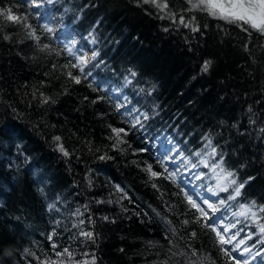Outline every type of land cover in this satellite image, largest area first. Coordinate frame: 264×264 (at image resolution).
Listing matches in <instances>:
<instances>
[{"label": "trees", "instance_id": "1", "mask_svg": "<svg viewBox=\"0 0 264 264\" xmlns=\"http://www.w3.org/2000/svg\"><path fill=\"white\" fill-rule=\"evenodd\" d=\"M46 1L98 58L80 71L34 0H0V264H240L152 140L220 163L264 218V34L199 0Z\"/></svg>", "mask_w": 264, "mask_h": 264}, {"label": "rangeland", "instance_id": "2", "mask_svg": "<svg viewBox=\"0 0 264 264\" xmlns=\"http://www.w3.org/2000/svg\"><path fill=\"white\" fill-rule=\"evenodd\" d=\"M31 7H38L39 10L46 12L50 8L48 2L41 0H34ZM49 14V13H48ZM53 20V37L57 40L61 39L59 35H64L61 43L67 47V50L71 53L74 58H86L87 63L91 62L96 56V51L92 44V40H86L82 36L77 35L69 26L63 21H58L57 17L51 16ZM62 33V34H60ZM31 37V35H29ZM78 66L80 65L78 59ZM127 114V121L131 123L132 127L140 128L142 123L141 120L145 116L140 110L134 111L131 114L130 110H122ZM137 112V113H136ZM140 113V114H138ZM138 114V115H136ZM145 119V118H144ZM137 120L139 122H137ZM135 125V126H133ZM152 141V145L161 149L159 142ZM166 146L163 150H158V154L164 159L165 164L171 167V170L177 169L178 174L182 173L184 167L186 174L184 177L177 176L178 181L181 183L182 188L188 191V195L195 202L194 204L199 207L204 214V218L209 224H213L216 231L220 235V239L226 241V245L229 252L235 253L236 259L240 261V264H264V245L261 244L260 236L264 234L261 228L264 227V218L259 217L260 209H250L243 207V211L236 212L232 206V203L226 201L225 197H218L217 194H213L212 189L207 187L206 182L208 178L210 181H216L218 189L228 190V175L224 174L221 170V164L215 162L217 166H212L208 163L209 160L206 158H200L196 166H190V159L187 156L182 155L180 150L170 139L162 141ZM162 145V144H161ZM202 167V168H201ZM207 167L205 175L203 168ZM184 169V170H185ZM193 170V177L192 174ZM208 174V175H207ZM189 175V177L187 176ZM203 175L205 176L204 178ZM201 178V179H200ZM203 179L202 185L199 182ZM211 196L214 198L210 199ZM220 199V200H219ZM211 205V207H209ZM233 207V208H232ZM243 213V214H242Z\"/></svg>", "mask_w": 264, "mask_h": 264}, {"label": "snow or ice", "instance_id": "3", "mask_svg": "<svg viewBox=\"0 0 264 264\" xmlns=\"http://www.w3.org/2000/svg\"><path fill=\"white\" fill-rule=\"evenodd\" d=\"M144 3H152L156 7L161 8V10L167 7L166 3L160 4L157 2V0H144ZM194 7H199L202 11H206L209 15L215 18L223 19L229 23H242L243 25H247L251 29L259 31L261 34H264V0H199V3L197 5H194ZM0 15H5V18L8 20L19 22V18L12 15L11 9H7V10L0 9ZM181 23H183V20H181ZM49 31H51V29H49ZM47 47H48L47 45H44V48ZM78 59L80 65H85L87 63L86 58H78ZM207 68H208V63L206 62V64L204 65V70L206 71ZM80 71H83V68H81ZM132 75H135V73H132ZM69 76L76 83L80 82L79 78L72 77L71 73H69ZM144 118L147 119V116H145ZM137 122L139 121L137 120ZM112 131L116 134L117 138L120 137V133L122 132L124 133V135H127L124 129L113 128ZM55 139L58 141L60 138L55 137ZM119 142L122 141L118 139V143ZM60 150L63 151V148L61 147ZM65 155H67V153H65ZM148 171L151 172V169L149 168ZM151 174L153 176L157 175L154 172ZM228 175L231 176L232 173H228ZM232 183H235V181L233 180ZM242 186L243 185H240L239 187ZM117 190L122 191V189L119 188ZM236 192L238 195L239 194L238 188L236 189ZM193 206L195 207V205ZM209 207H211V205H209ZM261 211H264V209H261ZM261 231L264 232V227L261 228ZM84 235L90 238L92 234L84 233ZM225 242L226 241L221 239V243H225ZM53 247L55 248V244H53ZM67 252L68 250L64 249L62 253H57V255H63L64 253ZM45 264H47V262H45ZM53 264H55V262H53Z\"/></svg>", "mask_w": 264, "mask_h": 264}, {"label": "bare ground", "instance_id": "4", "mask_svg": "<svg viewBox=\"0 0 264 264\" xmlns=\"http://www.w3.org/2000/svg\"><path fill=\"white\" fill-rule=\"evenodd\" d=\"M46 1V0H45ZM46 2H48V1H46ZM49 4H50V8L49 9H47V11L46 12H43V11H41V10H38V7H29L31 10H33V9H37V12H36V18H37V20H39L40 22H42V23H44V24H46V26H48V27H50L51 26V28H53L52 30H54L55 28H54V26H53V20L50 18V16H49V14L51 15V16H55V17H57V19H58V21L60 20V21H63L62 19H61V16L59 15V14H57L56 12H54L52 9H51V6H52V3H50V2H48ZM49 13V14H48ZM60 34H62V33H60ZM54 34H52V36H53ZM58 36H60L59 34H58ZM60 38H61V36H60ZM59 40H63L62 38L61 39H59ZM61 42V41H60ZM71 58H73V59H75V66L76 67H78L79 69H81V68H83V70H84V68H86L88 65H90L94 60H96L98 57H96L95 56V58L94 59H92L91 60V62H89L88 64H85V66H83V67H81V66H78V59L77 58H74V57H71ZM104 86V88L103 89H101V90H103V91H106V92H110L111 93V95H119L120 94V92H121V90L119 89L120 88V86L119 85H117L116 83H114V84H111V83H109V84H106V85H103ZM157 140V139H156ZM155 140V141H156ZM152 141H154V139L152 140ZM158 141V140H157ZM159 144L161 145V142H159ZM176 146V145H175ZM158 150H161V149H159V148H157ZM179 149V148H178ZM163 150V149H162ZM180 150V149H179ZM181 152V151H180ZM181 154L182 155H186L187 156V158L188 159H190V166H196L197 165V163L199 162V160H200V158L202 157V156H196V155H188V154H184L183 152H181ZM158 156L159 157H161L159 154H158ZM190 156V157H189ZM196 156V158H194ZM161 159L163 160V162L165 163V161H164V159L161 157ZM208 159H210V158H208ZM208 163H209V161H208ZM218 163V162H217ZM219 164V163H218ZM166 165V164H165ZM215 166H217V165H215ZM202 168V167H201ZM184 169H185V167H184ZM183 169V171H182V173H180V175H181V177H184L185 176V174H186V169L184 170ZM204 170H203V173L202 174H204L205 175V171L207 170V167H204L203 168ZM166 172H170L171 174H172V178H174L175 180L177 179V181H178V177L177 176H180L179 174H178V170L177 169H174V170H171V167L170 166H167L166 165V170H165ZM189 173V175L191 176L192 175V180L195 178V177H193V170H192V174H190V172H188ZM189 175H187L188 177H189ZM203 175V177L202 178H204L205 176ZM208 175V174H207ZM201 179V178H200ZM218 180V179H217ZM217 180L216 181H213V179L210 181V178H208V180L206 181V182H208L206 185H207V187H208V190H209V188L210 189H212V191L211 192H213V194H217V196L218 197H220V196H222V197H225V198H227V199H232V197H231V194L229 193V188H228V190H227V192H226V190H222L221 188L220 189H218V187H217V185H218V183L219 182H217ZM179 182V181H178ZM202 182H203V179L199 182V184L200 185H202ZM179 185L182 187V185H181V183L179 182ZM122 186H124V185H122ZM186 194H188V192H186ZM223 194H225V196H223ZM212 198H214V196H211V198L210 199H212ZM220 200V199H219ZM243 207H246V208H250V207H248V206H246V205H243V206H241L240 207V210L239 211H237V210H235L233 207V209L236 211V212H241V211H243ZM250 209H253V208H250ZM263 209V208H262ZM203 218H204V216H203ZM203 221H204V225H209V222L208 221H206L205 220V218L203 219Z\"/></svg>", "mask_w": 264, "mask_h": 264}]
</instances>
